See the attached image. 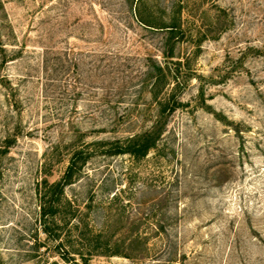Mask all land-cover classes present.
<instances>
[{"label":"rangeland","instance_id":"374dc122","mask_svg":"<svg viewBox=\"0 0 264 264\" xmlns=\"http://www.w3.org/2000/svg\"><path fill=\"white\" fill-rule=\"evenodd\" d=\"M75 263L264 264V0H0V264Z\"/></svg>","mask_w":264,"mask_h":264},{"label":"trees","instance_id":"16d2710c","mask_svg":"<svg viewBox=\"0 0 264 264\" xmlns=\"http://www.w3.org/2000/svg\"><path fill=\"white\" fill-rule=\"evenodd\" d=\"M148 13V17H146L140 11V9H138L137 18L141 22L150 23V25H152L151 23H153V21L149 18L157 19V17L153 11ZM171 28L172 30H176V34H183L184 32L179 21L173 23ZM172 97V102H174V104L170 105L169 107L171 111L175 110V104H178V99H176L177 96ZM168 101L171 102L170 99ZM167 106H169V104H167ZM167 106L156 117L149 128L139 133L130 135L124 141H116L114 145L107 149L106 153L109 155L130 154L135 157H143L146 156L152 149L158 147V143L163 137L168 122L166 115ZM95 154H97V151L94 149H74L69 157V162L62 178L58 181L48 182L51 193L48 201H46L45 205L42 206L41 216L43 229L49 237L54 239L59 238V233H55L56 231L51 227V221H53V219H55L59 213L66 187L73 182L74 177L79 172V170H81L82 166L85 165L87 161ZM136 239H139V236L136 237Z\"/></svg>","mask_w":264,"mask_h":264}]
</instances>
